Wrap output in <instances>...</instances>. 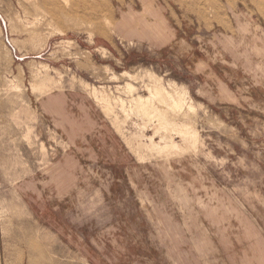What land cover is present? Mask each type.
Returning <instances> with one entry per match:
<instances>
[{
  "label": "rangeland",
  "instance_id": "1",
  "mask_svg": "<svg viewBox=\"0 0 264 264\" xmlns=\"http://www.w3.org/2000/svg\"><path fill=\"white\" fill-rule=\"evenodd\" d=\"M149 1L0 0V264H264V0Z\"/></svg>",
  "mask_w": 264,
  "mask_h": 264
},
{
  "label": "crops",
  "instance_id": "2",
  "mask_svg": "<svg viewBox=\"0 0 264 264\" xmlns=\"http://www.w3.org/2000/svg\"><path fill=\"white\" fill-rule=\"evenodd\" d=\"M143 3L147 13L149 12L150 14H153L154 9L152 3L149 0H143ZM124 26L126 25L125 24L119 25V27H124ZM158 28H159V24H155L154 29H158ZM69 101L73 102L75 100L74 98L72 99L69 98L67 94H62V93L52 94L50 96L43 98L42 102H40V107L43 110L44 114L47 116V118H49L48 120L51 121L56 120L57 122H59L65 129L69 131L70 135L72 134L71 131L74 130L79 131L77 133L82 134L81 137V134L75 133L73 141L74 144L77 146L78 145L77 143H79L80 139H83V137H88L87 130L94 129L93 128L94 121L90 117H85L82 121L81 119L77 118L75 114L71 116L68 111ZM77 107L80 112L86 113L87 110L85 105L77 103ZM97 127L95 126L96 129Z\"/></svg>",
  "mask_w": 264,
  "mask_h": 264
},
{
  "label": "bare ground",
  "instance_id": "3",
  "mask_svg": "<svg viewBox=\"0 0 264 264\" xmlns=\"http://www.w3.org/2000/svg\"><path fill=\"white\" fill-rule=\"evenodd\" d=\"M42 2L43 3H47V0H42ZM39 6V5H38ZM142 96V95H141ZM142 98V97H141ZM143 99V98H142ZM141 99V100H142ZM149 100V99H148ZM174 101V100H173ZM183 101H184V95H182V97H180V100L179 101H176V105H177V107H180L181 105H182V103H183ZM139 102V101H138ZM150 104V103H149ZM188 126V125H187ZM193 134V133H192Z\"/></svg>",
  "mask_w": 264,
  "mask_h": 264
}]
</instances>
